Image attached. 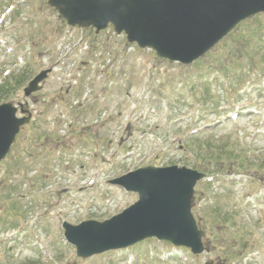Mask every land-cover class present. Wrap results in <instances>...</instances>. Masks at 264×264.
<instances>
[{"label":"rangeland","instance_id":"obj_1","mask_svg":"<svg viewBox=\"0 0 264 264\" xmlns=\"http://www.w3.org/2000/svg\"><path fill=\"white\" fill-rule=\"evenodd\" d=\"M0 11V86L27 72L25 87L39 71L53 69L34 97L24 100L21 88L0 100L27 102L32 113L0 168V196L11 185L10 198L26 215L7 233L0 223V264L221 263L227 254L219 241L236 237L250 254L244 264H264V76L249 75L237 50L253 31L264 41V14L251 29L239 27L201 60L181 66L127 44L112 29L95 38L91 29L70 28L46 0H0ZM198 143H215L230 158L218 164L212 184L195 189L193 214L208 237L216 233L215 245L193 257L146 241L76 258L63 222H102L122 212L137 195L110 180L145 166L196 165ZM9 204L0 200V218Z\"/></svg>","mask_w":264,"mask_h":264},{"label":"water","instance_id":"obj_2","mask_svg":"<svg viewBox=\"0 0 264 264\" xmlns=\"http://www.w3.org/2000/svg\"><path fill=\"white\" fill-rule=\"evenodd\" d=\"M48 5L71 27H92L99 33L112 25L128 43L181 64L200 58L238 23L264 12V0H48ZM47 73L29 83L26 97L40 89ZM16 111L10 103L0 105V161L30 120V115L17 119ZM202 177L176 167L138 169L111 181L138 194L134 205L103 223H64V236L82 259L152 237L199 253L204 233L197 230L190 210L193 187Z\"/></svg>","mask_w":264,"mask_h":264},{"label":"trees","instance_id":"obj_3","mask_svg":"<svg viewBox=\"0 0 264 264\" xmlns=\"http://www.w3.org/2000/svg\"><path fill=\"white\" fill-rule=\"evenodd\" d=\"M250 42H251L250 39L244 40V43H246L245 45L249 44ZM25 77H26V75L23 74V76H19V77L13 76L12 78L7 79V81L4 83V85L0 88V100L1 99H7L11 95V93H13V92L15 93L20 88V86L23 84ZM201 147L202 146L199 144L198 149H201ZM213 151L215 152L216 156H214ZM200 153H201L200 154L201 157L203 155V158H202L203 159L202 164H204L203 165V172L212 173L210 170V166H209V162H211V161H218L219 166H222V162H225V164H227L226 162L230 161L228 154L225 151L221 150V148L217 145H213V146L206 145V148L205 149L202 148L200 150ZM220 162H221V164H220ZM2 195L0 196V198L7 199V200L10 199L11 204L13 203L12 204V211L16 210V212H17L16 201L10 198V193L6 192L4 196H2ZM17 214L20 216V220L25 219V215L22 211L18 212ZM15 216H16V214H15ZM239 255L240 254H235L234 259L237 258Z\"/></svg>","mask_w":264,"mask_h":264}]
</instances>
